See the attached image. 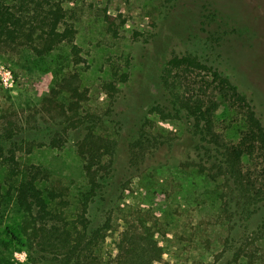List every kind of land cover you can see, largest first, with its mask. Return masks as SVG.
Masks as SVG:
<instances>
[{
  "label": "rangeland",
  "instance_id": "rangeland-1",
  "mask_svg": "<svg viewBox=\"0 0 264 264\" xmlns=\"http://www.w3.org/2000/svg\"><path fill=\"white\" fill-rule=\"evenodd\" d=\"M209 1L215 7L222 3L232 17V25L219 30L223 33L222 50L229 58L225 69L256 106L264 123V0H180L173 17L160 22L159 0H52L62 10L61 30H73L72 43L64 42L42 58L25 42L14 49L0 48V70H14L16 77L15 86L9 88L3 85L0 73V115L39 106L61 78L75 72L81 77V89L88 92L85 110L102 115L110 106L104 86L120 85L123 75H128L114 112L105 117L100 129L121 140L113 188L108 190L106 201L96 204L91 212L96 226L111 218L117 230L109 232L98 251L105 259L117 255L115 242L124 229V219L148 218L153 219L154 237L164 250L163 261L158 264H261L256 259L252 262L236 257L235 252L239 239L252 236L264 224V205L250 220L240 221L234 235L229 234L230 227L220 216L217 183L194 168L181 166L194 156L191 146L195 142L186 125L164 122L151 113L162 100L160 74L166 61L186 51L187 44L197 45L195 38H205L201 23ZM107 12L122 15L116 21L120 24L117 37L109 32L104 18ZM153 21L156 26L150 34ZM73 46L79 48L78 57L72 52ZM149 118L153 122L150 131L171 138L173 147H163L157 158L134 173L124 189L131 177L128 143ZM218 120L219 130L229 139L242 127L240 111L224 109ZM35 139L43 141L39 134L17 140ZM18 160L44 169L42 188L55 190L59 208L74 219L86 189L83 161L74 143L58 150L37 148L31 154H19ZM9 177L8 166L0 163V183L6 184L5 190ZM3 210L0 264H29L22 234L24 213L12 201H7ZM260 247L264 256V243Z\"/></svg>",
  "mask_w": 264,
  "mask_h": 264
},
{
  "label": "trees",
  "instance_id": "trees-1",
  "mask_svg": "<svg viewBox=\"0 0 264 264\" xmlns=\"http://www.w3.org/2000/svg\"><path fill=\"white\" fill-rule=\"evenodd\" d=\"M207 15L202 21L205 38H195L197 45H186L183 53L172 55L160 74L162 100L151 113L164 122L186 125L193 145L192 157L181 163L194 168L217 183L220 216L236 233L240 221L250 220L264 205V123L256 106L251 104L232 75L226 72L229 58L222 50L223 33L219 30L231 23V16L222 3L216 7L206 3ZM180 0H159V22L171 19ZM122 15L105 14L109 32L117 37ZM63 14L52 0H0V48L14 49L25 42L37 57L53 52L64 42H73V30H61ZM125 24V20L121 25ZM156 23L151 22L150 34ZM139 34V33H138ZM154 35V34H153ZM196 36V37H200ZM202 36V37H204ZM194 39L188 38V42ZM186 44V43H184ZM79 56V48L73 46ZM14 71V70H13ZM128 82L123 75L120 85L104 86L110 106L107 113L97 115L85 110L89 101L87 90L81 89V77L71 73L61 78L39 106L0 115V163L9 168L8 188L0 183V215L7 201H12L24 213L22 234L29 253V264H158L164 250L152 231L153 219H124V229L116 240L117 255L105 259L98 253L109 232L117 231L109 218L96 226L93 207L106 201L113 188L120 138L104 134L105 117L119 100L121 88ZM224 109L242 113V127L229 139L219 130L218 114ZM128 143V166L131 174L157 158L163 147H173V140L152 133L150 118ZM148 125V127L146 126ZM148 128V129H147ZM39 134L43 141L21 140V136ZM74 143L83 161L86 189L81 197V210L72 220L59 208L55 190L42 188L46 179L43 168L22 164L21 153L31 154L37 148L62 149ZM133 174V175H132ZM234 238V236H233ZM264 243V224L252 235L238 240L236 257L264 264L261 244ZM260 245V246H259Z\"/></svg>",
  "mask_w": 264,
  "mask_h": 264
},
{
  "label": "built area",
  "instance_id": "built-area-1",
  "mask_svg": "<svg viewBox=\"0 0 264 264\" xmlns=\"http://www.w3.org/2000/svg\"><path fill=\"white\" fill-rule=\"evenodd\" d=\"M2 72L3 78L2 82L5 87L13 88L15 86L16 77L13 72V70H10L8 68H3L2 71L0 70V73Z\"/></svg>",
  "mask_w": 264,
  "mask_h": 264
}]
</instances>
